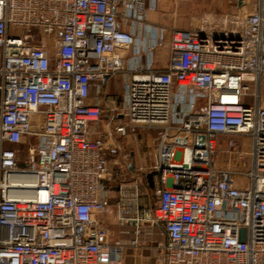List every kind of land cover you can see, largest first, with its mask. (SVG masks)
Segmentation results:
<instances>
[{
    "label": "built area",
    "instance_id": "1",
    "mask_svg": "<svg viewBox=\"0 0 264 264\" xmlns=\"http://www.w3.org/2000/svg\"><path fill=\"white\" fill-rule=\"evenodd\" d=\"M158 4L0 0V264H122L112 206L132 244L142 221L161 228L162 260L144 264H264V0L195 28L147 24ZM117 75L121 103L106 92ZM107 111L125 120L102 130ZM138 127L155 130L154 160L114 190L109 137Z\"/></svg>",
    "mask_w": 264,
    "mask_h": 264
},
{
    "label": "rangeland",
    "instance_id": "2",
    "mask_svg": "<svg viewBox=\"0 0 264 264\" xmlns=\"http://www.w3.org/2000/svg\"><path fill=\"white\" fill-rule=\"evenodd\" d=\"M156 11L161 19L169 21V27L195 28L209 21L219 22L224 14L234 11L233 0H164ZM234 7V8H233ZM174 20L177 22H174ZM120 76V75H119ZM116 76L114 83L108 90L109 99L117 103L122 102L123 80ZM255 86L253 90H255ZM257 90L260 95L261 104L264 106V71L261 73ZM247 102L251 98H247ZM108 115L101 121V129L106 130L108 120L113 124L121 123L125 118L119 119L114 112L107 111ZM150 132V133H149ZM155 135L154 130L146 127H138L134 132H128L124 135L112 133L109 137L106 156L108 158V183L114 190H117L120 184H125L131 180L128 170V164L134 162L137 154V144H140V151L145 149V141ZM241 149H247L245 138L234 136ZM226 138L218 144L215 157L216 166L227 167L232 165L235 160V154L229 152L226 147ZM142 155V154H141ZM145 162H148V154L142 156ZM146 165V164H145ZM247 168V167H246ZM153 204V203H152ZM110 217L111 220L106 223L112 240H120L125 244L122 264H144L147 262H160L163 254L160 245L165 241V236L159 226L142 221L139 225L137 234V243L130 241L136 235L135 225L131 221L120 224L117 214Z\"/></svg>",
    "mask_w": 264,
    "mask_h": 264
},
{
    "label": "crops",
    "instance_id": "3",
    "mask_svg": "<svg viewBox=\"0 0 264 264\" xmlns=\"http://www.w3.org/2000/svg\"><path fill=\"white\" fill-rule=\"evenodd\" d=\"M163 1L164 0H159V4L158 5H161ZM158 9H159V6H158ZM174 22H176V21L174 20ZM146 23L147 24H151V25L164 26V27L171 28V27L168 26L169 21L166 22L165 20L161 19V17L159 16V14L156 11H148L147 12ZM127 28H129V27L127 26ZM140 33H141V29L140 30H136V34H140ZM167 53H168L167 45L163 46V47H161V48H159L157 50V52L155 53V56H154V60H155L154 65H155L156 68H160L161 69V68L164 67V63H165V59H166ZM117 76H119V75H117ZM119 77L122 78V76H119ZM114 81H116V80L112 79V78L107 80V82H106L107 83L106 84V90H108V88L111 87V85L114 83ZM91 96H92V98H91L92 103H94V104H100V102H105V100H103L102 98H99L100 99L99 100L100 102H99L97 100V98L94 97V93L93 92H91ZM147 129L154 130V129H150V128H147ZM154 132H155V130H154ZM154 139H155V135L153 137L149 138V139H146L145 144H144V146H145L144 151H143V149L140 151V144L139 143L137 144V154L135 156L134 162L128 164V170H129L131 178L139 177V173L136 170L137 166H141V165L146 166V165H149V164H151L153 162V160H154ZM146 154H148V157H149L147 163L145 162L144 157H142V156H144ZM131 165H132V167L130 169ZM152 181L156 182V177H152L150 182H152ZM153 188H154V185H152V183L150 185H143L140 188L141 196H140L139 201H140L141 205H145V204H149V203L152 204L153 203ZM116 210H117V208L115 206L111 207V209H110V211L108 213V217H107L108 221L111 220L110 217H114L115 216L114 214L117 213Z\"/></svg>",
    "mask_w": 264,
    "mask_h": 264
},
{
    "label": "water",
    "instance_id": "4",
    "mask_svg": "<svg viewBox=\"0 0 264 264\" xmlns=\"http://www.w3.org/2000/svg\"><path fill=\"white\" fill-rule=\"evenodd\" d=\"M132 165L130 166V169H131ZM241 239H243V236H241Z\"/></svg>",
    "mask_w": 264,
    "mask_h": 264
}]
</instances>
